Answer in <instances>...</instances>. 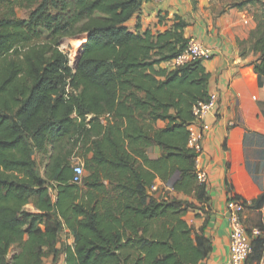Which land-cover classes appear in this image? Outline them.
<instances>
[{
  "label": "trees",
  "instance_id": "16d2710c",
  "mask_svg": "<svg viewBox=\"0 0 264 264\" xmlns=\"http://www.w3.org/2000/svg\"><path fill=\"white\" fill-rule=\"evenodd\" d=\"M149 2L0 0V264H45L59 254L63 264H199L208 256L210 242L185 219L195 203L147 195L158 178L199 203L209 199L187 145L208 74L203 60L166 65L190 38L179 15L155 34L126 28ZM229 7L249 10L254 27L237 45L264 76V0ZM74 35L83 39L73 70L59 41ZM153 145L160 154L151 159ZM36 155L46 159L42 174ZM75 159L85 170L78 184ZM253 202L260 207L264 193ZM63 228L73 239L58 248ZM250 245L244 264H259L264 238Z\"/></svg>",
  "mask_w": 264,
  "mask_h": 264
},
{
  "label": "crops",
  "instance_id": "0c3cea01",
  "mask_svg": "<svg viewBox=\"0 0 264 264\" xmlns=\"http://www.w3.org/2000/svg\"><path fill=\"white\" fill-rule=\"evenodd\" d=\"M174 15L188 23L185 37L196 38L212 48V55L201 65L208 74V94L216 95V103L202 119L209 128L203 133L198 155L199 167L206 173L209 199L206 204L199 203L191 196L163 187L158 178L153 181L158 188L153 194L162 197L165 192L173 193L192 200L196 208L187 211L185 219L211 245L208 256L199 264H229V229L224 211L229 195L245 200L242 221L249 240L264 238V202L260 207L253 202L264 193V76L248 65L254 58L252 53L241 57L237 45V39L248 38L254 22L236 9L213 11L208 0H165L160 4L144 3L124 25L129 31L150 29L155 34L168 28ZM191 128L200 131L199 126ZM146 153L154 159L160 150L153 145ZM63 233L73 239V233L66 228L61 230L59 239ZM56 247H60V241ZM51 262L63 264L62 255ZM259 264H264V252Z\"/></svg>",
  "mask_w": 264,
  "mask_h": 264
},
{
  "label": "built area",
  "instance_id": "2783aa9c",
  "mask_svg": "<svg viewBox=\"0 0 264 264\" xmlns=\"http://www.w3.org/2000/svg\"><path fill=\"white\" fill-rule=\"evenodd\" d=\"M165 0H153L154 3L160 4ZM212 55V48L190 37L186 43L185 49L177 54L173 59L166 63L169 66H180L190 63L195 60H206ZM216 103V95L210 94L203 102H199L193 108V124L189 127V135L187 139V145L193 149L197 154L194 161V171L196 180L199 183H206L207 177L203 169L199 167V153H200V141L203 137L204 131L208 130L209 126L202 122L204 115L209 112ZM201 123V125H200ZM192 126H199L200 131H196ZM199 129V128H198ZM83 175L82 164L73 165V175L71 178L72 183H80ZM157 189L156 185H152V192ZM245 209V205L229 195L227 197L224 211L228 220V232H229V264H243L251 253V245L247 231L243 225L242 213ZM257 232V231H256Z\"/></svg>",
  "mask_w": 264,
  "mask_h": 264
},
{
  "label": "rangeland",
  "instance_id": "374dc122",
  "mask_svg": "<svg viewBox=\"0 0 264 264\" xmlns=\"http://www.w3.org/2000/svg\"><path fill=\"white\" fill-rule=\"evenodd\" d=\"M208 2H209V5L211 6V8L213 9V11L215 10L216 12H219V13L224 12V11H222V9L223 10L224 9L228 10V8H230L229 7L230 0H208ZM16 13H17L18 17L23 18V19H26L27 16H28V11L26 9H17ZM241 13L243 14V16L245 18H251V16L249 15V10H243V11H241ZM82 39H83L82 36L74 35V36L62 37L60 39V41H59V48L63 52H65L67 54V56H68V64L71 67L73 66L76 58L78 57V54H79V51H80V46H81V43H82ZM36 160H37V171L40 174H42L43 170H44V164L46 163V159L42 155H36ZM73 162H74L73 164H81V162L79 160H76V159L73 160ZM84 171L85 170L83 169V173H84ZM25 208L28 211H31L33 209L30 204L27 205ZM68 239H69V236L67 235V233H63V236H61V238L59 239L60 245H62L65 242L72 241L71 239H69V240ZM51 261H52V256L51 255H47L45 257L44 263L45 264H51L52 263Z\"/></svg>",
  "mask_w": 264,
  "mask_h": 264
},
{
  "label": "water",
  "instance_id": "95a60500",
  "mask_svg": "<svg viewBox=\"0 0 264 264\" xmlns=\"http://www.w3.org/2000/svg\"><path fill=\"white\" fill-rule=\"evenodd\" d=\"M77 61H78V57L76 58V60H75V62H74V64H73V66H72V69H73V70L76 68ZM147 195H149V196H153V197H154L153 192H152L150 189H148V188H147Z\"/></svg>",
  "mask_w": 264,
  "mask_h": 264
}]
</instances>
